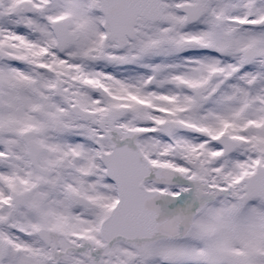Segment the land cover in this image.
Wrapping results in <instances>:
<instances>
[{"label": "snow or ice", "instance_id": "6c2138e0", "mask_svg": "<svg viewBox=\"0 0 264 264\" xmlns=\"http://www.w3.org/2000/svg\"><path fill=\"white\" fill-rule=\"evenodd\" d=\"M0 264H264V0H0Z\"/></svg>", "mask_w": 264, "mask_h": 264}]
</instances>
